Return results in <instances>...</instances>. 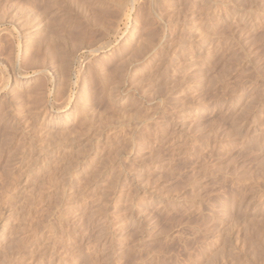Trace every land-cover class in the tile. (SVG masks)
I'll use <instances>...</instances> for the list:
<instances>
[{"label":"rangeland","instance_id":"374dc122","mask_svg":"<svg viewBox=\"0 0 264 264\" xmlns=\"http://www.w3.org/2000/svg\"><path fill=\"white\" fill-rule=\"evenodd\" d=\"M74 1L57 0L56 3V0H0V22L3 21V24L0 23V31L3 29L0 32V37L5 40L0 38V46L4 48L5 53L6 51L9 52L12 47L14 52H19V54L25 50V44L28 40L26 34L33 33L32 30L43 34L44 30L47 31L43 28H47L52 30L51 32L49 30L50 33L61 35L60 39L62 40L57 41L56 37L59 35L54 34L57 41L54 42V46H56L54 51L60 56L58 58L54 54L57 57L54 56L52 65H59L66 59L65 61H68L70 66L64 61L60 66L65 64L64 67H69V69L67 68L69 71L65 68V72H63V66L61 68L59 66L62 74H55L51 70L47 71L48 79L45 78V80L49 81L44 80L43 88L46 90L42 88L43 95L46 93L44 98L46 97L45 100H48L50 105L49 107L44 100L48 107L47 112L53 113L51 106H54V102L55 104L61 102L58 99L60 102L54 101V97L56 98V95L59 94L53 95L55 92L58 93V82H62L64 95L61 96L67 95V97L65 96L66 99L71 100L69 107L73 105L74 101L83 102L78 105L77 114L83 115L82 118L89 116V119L96 115L97 118H107V120L91 118L92 121L94 120L93 124H96V128H92L94 125L91 126L92 130L88 129L90 127L86 128L88 130L81 127V131H87L89 135L87 134L85 137L86 132H81L84 133V136L80 135L83 139L81 138L79 142L75 140L77 142L72 144L74 146L72 150H78L77 153L90 152V150L95 153V157L91 160L87 170L79 173L77 180L79 182L74 183V187L69 185L67 180L72 172L71 174H69L70 172L62 173L58 168L61 166L62 169L64 165L63 170L66 167L70 168L67 166L70 162L57 165L55 172L46 173L47 171L41 170L37 175L33 173L32 176L34 177H30L31 173L28 175L29 171L26 169H28L29 161H27V157L29 158V152L32 153L33 148L37 147L36 145H29L32 144V140L29 138L32 132L35 135L37 130L31 127L32 124L29 123V116L25 113L27 108L24 109L26 106L20 108L16 102V104L12 103L16 109L19 107L18 109L22 110L26 117L20 110L17 109L20 111L18 112L15 111V108L14 110L11 109L12 107L9 108L12 105L7 107V109L12 110L10 114L17 116L13 118V115H10V118L14 121L17 120V123L18 120L20 121V124L17 125L19 130L17 133L23 132L24 135L21 134V136L16 133L13 134L14 137H10L13 139L10 145L7 143L8 147H12V150L10 149L12 157L9 160L6 159L4 150L0 154V161H2V163L0 162V173L4 175L3 178V175L0 174V238L3 236L0 239V264H90L94 260L93 264H264V0H153L155 5L152 0H124L122 2L123 7L121 6L120 9L108 7L111 12L109 16L112 15V17L107 16V20L105 19L103 23L99 24L100 26L90 22L91 12L88 10V5L85 4V1L88 3L87 0L81 2V4H85L82 5L87 7V10L80 4V0ZM48 2L51 6L54 4L53 7L50 6V8ZM45 4L48 11L42 9V7L47 8ZM78 4L82 6V9ZM39 8L40 10H37ZM32 9L36 14L31 12ZM41 10L45 13L40 14ZM78 11L79 13H77ZM67 12H70V14L68 13L70 16L65 14ZM63 13L66 16H63ZM31 14L39 18H34ZM57 17L61 20L64 19L65 22L71 18V22L67 21L69 27L62 22L63 27L59 23L61 20L54 22V20L56 21L54 18ZM32 19H36V21L34 22ZM52 19L53 21L50 22ZM108 20L110 21L108 22ZM185 23H189L191 26H189V31L195 33L193 40L196 39L194 40L196 45L185 54L183 53L181 59L185 68L179 69L172 63L169 53L175 49L179 51L177 50L179 38ZM54 26L56 30L53 28ZM83 26L88 28L85 29ZM106 26H109V31H107ZM38 27L43 31L36 29ZM81 28L83 29L80 30ZM60 29L64 31L61 32ZM164 29L166 35L162 39V43L164 45L165 42V45L170 47L166 49V46H161L159 51L155 49L151 52L153 55L150 54L149 49L161 41L160 37L162 38L164 35L162 33ZM25 35L26 37H24ZM62 36L63 38H61ZM101 36L105 38L103 37L102 40ZM131 37H133L132 40ZM57 38L59 40V37ZM137 41L141 44L138 45ZM89 43L91 46L93 44L92 49L89 48ZM105 44L108 45L104 49H100L104 51L103 53H100V50L92 52V50L105 46ZM137 45L141 49L140 52H135L138 49ZM164 50L169 52L170 58L167 57ZM156 51L162 53L155 54ZM21 53L23 54L24 51ZM133 55L138 56H134L133 59ZM155 56L157 58L162 57L153 62V59H156ZM163 57L164 60H162ZM204 57L206 58L204 59ZM56 58L59 60L57 61ZM127 58L128 61H126ZM120 59L122 64H125L122 62L125 59L124 61L128 66L124 65V68L120 66ZM60 61L62 62L58 64ZM117 61L123 70H120ZM156 62H160L158 63L160 68L156 66L157 68L154 69L152 67L155 66ZM161 62L164 63L163 66ZM101 63L102 66H100ZM94 64H100V68L94 67ZM3 68L0 65V72L4 71H2L4 79L10 77L9 82L7 81L10 85L11 74L8 69L5 71ZM55 69L58 72V66ZM151 70L155 71L152 72ZM106 72L108 76H106ZM102 73H105V77ZM91 74L95 77L97 74V77L95 78ZM32 75L31 73L28 76ZM64 76L66 79H62ZM100 76L106 78L105 80L108 82L103 81L104 79ZM118 76L125 83L120 81L122 79L118 80L122 83L118 82ZM175 80L179 81V85ZM115 82L121 84L119 87H123L126 91L124 94L115 92V88L118 86ZM66 83H69L68 88ZM113 83L117 86L114 87ZM77 86L80 87V90ZM104 88H107L108 91ZM126 88L127 90H125ZM52 100L53 104L51 103ZM96 101L99 104H96ZM4 104L3 106L6 108L7 105ZM90 104L97 108L93 110ZM110 107L113 108V112ZM117 108H120L121 111L124 110L121 112L119 109L118 112ZM88 111L92 112L89 114ZM115 111L117 114H122L118 116ZM97 112L99 116L96 114ZM94 114L96 115L94 116ZM21 115H24L22 116L24 120L20 118ZM103 115L107 117L105 118ZM133 115L135 120H133L134 118L131 119ZM114 116L118 123L115 121L116 123L113 124L112 121L114 120H112L110 125V118L116 119ZM125 116L126 119H123L122 117ZM127 116H131V118L128 119ZM118 119H121V122ZM96 120H99L98 123ZM100 120L103 124V121H109L107 122L109 127L103 125L101 130L100 125L102 126V123ZM122 120H125V123ZM74 122L78 124V121ZM28 123L30 125H27ZM72 123L73 121L71 127L69 126L70 129L77 125ZM25 127L27 128L25 129ZM31 128H33L32 132ZM115 128L116 130H114ZM27 130L31 134L29 132L27 134ZM93 130L98 134L91 133ZM170 133L173 138L170 137ZM127 135L131 138L129 139ZM87 139L91 140V143L88 144ZM84 142H87L85 143L87 146L83 144ZM115 142H118L116 146ZM26 144L28 145L26 146ZM8 147L5 146L4 148ZM14 147L17 150L13 149ZM140 159L142 160L139 161ZM99 160L102 161L99 162ZM14 162L16 163L15 166L13 165ZM102 164L103 167H101ZM69 165L74 168L72 163ZM36 166L35 168L39 169ZM80 166L77 165L76 169ZM89 173L94 176L92 175V177ZM6 174H10V176L15 174L16 180L14 176L10 180L11 177L9 175L7 177ZM64 174L65 177H63ZM51 176L56 179L53 181L50 179ZM25 177L32 178L30 179L32 182L36 179V182H33L27 189H22L26 192H21L22 183L20 181ZM89 177H92V180H89ZM112 177L115 180L112 181ZM56 184L65 185V187L64 185L60 187V189H64V193L66 192L65 195H68L70 189L80 191V193L75 192L79 195L75 196V204L73 205L77 209L79 208L78 210L82 212L81 215L76 217L71 215L72 210H68L66 207L67 200L58 198V193L62 191L58 189ZM76 187L77 189H75ZM82 187L85 188L82 189ZM56 188L57 190H54ZM27 193L28 195H26ZM124 202L126 203L123 204ZM113 210L115 211L114 214L111 213ZM120 224L122 225L120 226ZM99 230H103L104 233H102L103 231L100 233ZM7 246L9 248H6ZM1 257L5 258L1 259ZM207 257L212 258L207 259Z\"/></svg>","mask_w":264,"mask_h":264},{"label":"bare ground","instance_id":"6f19581e","mask_svg":"<svg viewBox=\"0 0 264 264\" xmlns=\"http://www.w3.org/2000/svg\"><path fill=\"white\" fill-rule=\"evenodd\" d=\"M8 1V0H7ZM39 1V0H38ZM51 1V0H50ZM59 1V0H58ZM64 1V0H63ZM67 1V0H66ZM74 0H72V2H73ZM79 1V0H78ZM83 1H85V0H83ZM88 1V3H86V1H85V4H86V6L88 5V10H89V12H91V18H90V22L91 23H95V25H97V26H100L99 24H101V23H103L104 22V20L107 18V16H109V14H111V12L109 11V9H108V7H116V9L117 8H119L120 9V7L122 6V2H124V0L122 1V0H87ZM158 1V0H157ZM162 1V0H161ZM44 2H46V1H44ZM53 2V1H52ZM51 2V3H52ZM75 2V1H74ZM81 2H82V0H80V4H81ZM152 2L154 3V5H155V2L152 0ZM39 3V2H38ZM56 3H57V0H56ZM59 3V2H58ZM68 3V2H67ZM70 3V2H69ZM77 3V2H76ZM149 3V2H148ZM152 3V4H153ZM159 3V2H158ZM163 3V2H162ZM166 3H167V1H166ZM30 4V3H29ZM47 4V3H46ZM46 4H45V6H46ZM48 4H49V7L51 6L50 5V3L48 2ZM47 4V5H48ZM70 4H72V3H70ZM75 4V3H74ZM80 4H78L80 7H81V9H82V4H84V3H82L81 5ZM84 4V5H85ZM33 5H35V4H33ZM42 5H44V4H42ZM54 5V4H53ZM53 5L51 6V7H53ZM77 5V4H76ZM163 5V4H162ZM58 6V5H57ZM73 6V5H72ZM78 6V7H79ZM153 6V5H152ZM36 7H37V5H36ZM42 7V6H41ZM47 7V6H46ZM45 7V8H46ZM50 7V8H51ZM55 7V6H54ZM76 7V6H75ZM80 7H79V9H80ZM84 7V6H83ZM123 7V6H122ZM163 7V6H162ZM49 8V9H50ZM68 8V7H67ZM71 8V7H70ZM69 8V9H70ZM84 8H86V10H87V7H84ZM165 8V7H164ZM183 8V7H182ZM186 8V7H185ZM42 9L43 10H45V11H48L47 9H48V7L46 8V9H44L43 7H42ZM64 9H66V8H64ZM63 9V10H64ZM69 9H68V11H69ZM78 9V8H77ZM37 10H40V8L39 9H37ZM73 10V9H72ZM85 10V11H86ZM113 10V9H112ZM111 10V11H112ZM183 10V9H182ZM51 11V10H50ZM56 11V10H55ZM54 11V12H55ZM67 11V10H66ZM80 11V10H79ZM79 11L77 12V13H79ZM82 11V10H81ZM114 11V10H113ZM123 11V10H122ZM149 11V10H148ZM32 13H35V12H33V9H32V11H31ZM30 12V13H31ZM84 12V11H83ZM82 12V13H83ZM86 12H88V11H86ZM88 12V13H89ZM115 12V11H114ZM120 12V11H119ZM155 12H157V11H155ZM163 12V11H162ZM184 12H186V10H184ZM29 13V12H28ZM41 13H45V12H42V10H41V12H40V14ZM70 14V12H67V13H65V14H67V15H69ZM118 13V12H117ZM165 13V12H164ZM250 13V12H249ZM36 14V13H35ZM61 14V13H60ZM72 14V13H71ZM81 14V13H80ZM84 14V13H83ZM119 14V13H118ZM162 14V13H161ZM9 15V14H8ZM11 15V14H10ZM12 15H13V13H12ZM34 15V14H33ZM32 14H31V16H33ZM63 16H66V15H64V13L62 14ZM115 15H116V13H115ZM157 15H159V14H157ZM171 15V14H170ZM14 16V15H13ZM38 16L40 17V15H39V13H38ZM49 16V15H48ZM70 16V15H69ZM111 17H112V15H110ZM109 16V17H110ZM114 16V15H113ZM154 16V15H153ZM189 16V15H188ZM8 17V16H7ZM11 18H12V16H10ZM34 18L36 17V16H33ZM32 17V18H33ZM39 17H36V18H39ZM68 17V16H67ZM66 17V18H67ZM84 17V16H83ZM116 17H117V15H116ZM249 17V16H248ZM48 18V17H47ZM63 18H65V17H63ZM87 18V17H86ZM119 18V17H118ZM118 18H116V19H118ZM128 18V17H127ZM160 18V17H159ZM167 18V17H166ZM168 18H170V17H168ZM173 18V17H172ZM188 18V17H187ZM54 19H56V21L54 20V22H58L59 20H61V19H58V17L57 18H54ZM71 19V18H70ZM69 19V21L68 22H71V20ZM73 19V18H72ZM120 19V18H119ZM161 19V18H160ZM185 19V18H184ZM9 20V19H8ZM7 20V21H8ZM10 20H12V19H10ZM34 20V22L36 21V19H32V21ZM43 20V19H42ZM47 20V19H46ZM66 20V19H65ZM80 20V19H79ZM107 20V19H106ZM112 20V19H111ZM114 20V19H113ZM169 20H171V19H169ZM168 20V21H169ZM175 20V19H174ZM186 20V19H185ZM18 21V20H17ZM17 21H16V23H17ZM53 21V19L50 21V22H52ZM67 21L65 22L64 21V19H62L61 20V22L59 21V23H61L62 24V22H64V23H66L65 25L66 26H68L67 25ZM73 21V20H72ZM81 21H82V19H81ZM110 20H108V22H109ZM118 21V20H117ZM183 21V20H182ZM2 22V24H3V21H1ZM0 22V23H1ZM5 22V21H4ZM34 22H32V23H34ZM38 22V21H37ZM49 22V21H48ZM47 22V23H48ZM50 22H49V24H50ZM53 22V23H54ZM86 22V21H85ZM84 22V23H85ZM89 22V23H90ZM165 22H166V19H165ZM171 22V21H170ZM15 23V24H16ZM26 23V22H25ZM28 23V22H27ZM30 23H31V21H30ZM42 23V22H41ZM40 23V24H41ZM44 23L46 24V22L44 21ZM52 23V24H53ZM82 23V22H81ZM87 24H88V22H86ZM158 23H159V21H158ZM157 23V24H158ZM172 24H173V22H171ZM171 23H169V24H171ZM20 24V23H19ZM18 24V25H19ZM39 24V25H40ZM45 24H43V25H45ZM48 24V25H49ZM55 25H58V24H56V23H54ZM53 24V25H54ZM60 24V25H61ZM79 24V23H78ZM107 24V23H106ZM105 24V25H106ZM115 24V23H114ZM35 25V24H34ZM38 25V24H37ZM36 25V26H37ZM38 25V26H39ZM51 25V24H50ZM52 25V26H53ZM63 25V24H62ZM81 25V24H80ZM90 25V24H89ZM93 25V24H92ZM161 25H162V22H161ZM164 25V24H163ZM193 25V24H192ZM14 26V25H13ZM22 26V25H21ZM28 26V25H27ZM30 26H31V24H30ZM41 26V25H40ZM72 26V25H71ZM88 26V25H87ZM110 26V25H109ZM109 26H106V28H108ZM116 26V25H115ZM159 26V25H158ZM165 26V25H164ZM190 25H189V23H185L184 24V26H183V28H182V35H181V39L179 38V40H180V42H179V47H178V49L177 50H179V51H176V49L175 50H170L171 52L169 53V52H166V51H168V50H166L167 48H169L170 46H166L165 45V42H164V45H163V43H162V39L164 38V36L166 35V34H164V31H165V29L163 30V36H162V38L160 37V42L158 43V44H154L155 46H152L151 47V49H149V53L150 54H152L151 52L152 51H155V49H159V47H164V46H166L165 48V53H167V57H169L168 56V53H169V55H170V59L173 61L172 63L174 64V66L175 67H177V68H182L183 67V69L185 68L183 65H184V63L182 62V56H183V53L185 54L186 52H188L189 51V49H192L193 47H194V45H196V44H194V40H196V39H194L193 40V37H195V33L194 32H191V30L189 31V28L191 27H189ZM19 27V26H18ZM23 27H24V25H23ZM22 27V28H23ZM29 27V26H28ZM45 27V26H44ZM48 27V26H47ZM58 27H61V26H58ZM63 27H64V25H63ZM69 27V26H68ZM80 27H82V26H80ZM84 27V26H83ZM91 27V26H90ZM93 27H94V25H93ZM172 27V26H171ZM17 28V27H16ZM21 28V27H20ZM31 28V27H30ZM29 28V29H30ZM43 28V27H42ZM51 28V27H50ZM53 28H55V26L53 27ZM85 28V27H84ZM86 28H88V27H86ZM85 28V29H86ZM96 28V27H95ZM109 28H111V26L109 27ZM107 29V31H109L110 29ZM112 28H113V26H112ZM34 29H35V27H34ZM36 29H40V31L42 30L41 28H36ZM43 29H46L47 31H43L42 33L43 34H40V33H38V32H34V30H32L33 31V33H28V34H26L27 35V37H26V35L24 36V37H26L28 40H27V43L25 44V50H22V51H24V53L22 54L21 52H20V54H19V52H17V53H15L14 52V50L11 48V50L9 51V52H7L6 50V53L4 52V48H2V46H0L1 48H2V50L0 51L1 52V54H0V65L2 66V67H4L3 69L5 70V69H8L9 70V72H10V74H11V83H10V85H8V82H9V80H10V77L8 78V77H6L5 79H4V77L2 76L3 74H2V71L0 72V136H1V143H0V154H2L3 153V150L6 152H4L5 153V155H6V159L7 160H9L11 157H12V153H11V148L12 147H8V144L10 145L11 143V140L13 139V138H11L10 139V137H14L13 136V134H16L17 133V125H18V123L20 122L19 120H18V123L16 122V121H14V120H12V118H10V115H13V114H10V112L12 111V110H10L9 108H11V109H13L14 110V108L16 107V106H14V104H16L17 103V105L21 108V107H25L24 109H26V111H25V113H27V115L29 116V123H31L32 125H31V127H33L34 129H36L37 130V132L35 131V135H33V128H31L30 130H31V132H32V134H31V132H29L28 130H27V134H31L29 137V139H31L32 140V144L30 143L29 145L31 146V145H36L37 147L35 148V150H34V148H33V151H31L32 150V148H31V150H29V151H31L32 153H30L29 152V154H28V156H29V158L27 157V161H29V163L27 164L28 165V169H26V170H28L29 171V174L28 175H30V173H31V175H30V177H34V176H32V174L34 173V174H36L37 175V173L39 172V171H41V170H43V171H47L46 173H48V172H53L54 170H56L57 168H55L57 165H60V164H65V163H67V162H70V163H72V165H74V168H72L71 167V165H69V164H67V166L69 167L70 166V168H67L66 167V169H64L63 170V167H65V165L62 167V169H61V166L60 167H58V168H60V170L62 171V173L63 172H70L69 174H71V172H72V175H70L69 176V179H67L68 181H69V185L71 184V186L74 184V183H78L79 181H77L78 179H79V173H81V172H83V170H87V168L90 166L89 164L91 163V160L92 159H94V157H95V153H94V151L92 152L90 149L91 148H93V147H91L89 150H90V152H84L83 151V153H77V151L76 150H72L73 149V147L74 146H72V144L73 143H75V142H77V141H75V140H78V142L79 141H81V138L82 137H80V135H83L85 132H86V134H85V137L87 136V131H85L84 132V130L83 131H81L82 130V128L84 127V129H86L87 127H90V128H88L89 130L91 129V126H93L94 124V120L92 121V119H95V117L97 118V115L96 114H98V116H99V111L96 113V114H94V118H82L81 116H83V115H81L80 116V114L78 113H76V109L78 108V105L79 104H81V103H83V102H79V101H74V103H73V105L71 106V107H69V104H70V102H71V100L69 99L68 100V98L66 99V97H67V95H65V96H61V95H64V86H63V84H62V82H58L59 84H57V82H56V84L57 85H59L58 86V93L57 92H55V94L53 95V96H55L56 94H59V95H56V98L54 97V101H56V103L57 102H60V101H58V100H61V102L60 103H57V104H55V102H54V104H53V100H52V104L54 105L53 107L51 106V108H52V112L53 113H48L47 112V110H48V107H47V105H45L46 104V102H47V104H48V100L46 101L45 100V98H44V96L46 95V93H45V91H44V93H45V95H43V93H42V88H43V85H44V80H45V78H47L48 76H47V71L48 70H51L53 73H63V72H65V68L66 67H64V66H66L65 64L64 65H62L64 68V71L62 72L61 70H60V68L62 67V66H60L61 64H63V62L66 60H62V61H60V62H58V64L59 63H61V64H59V65H52V63H53V61H54V54H56V52L54 51V48L56 47V46H54V42H57V41H60V40H62V39H60V36L61 35H59V34H55V33H50L52 30H50V29H47V28H43ZM63 29V28H62ZM71 29V28H70ZM73 29H74V27H73ZM79 29V28H78ZM83 28H81L80 30H82ZM99 29V28H98ZM103 29H105V28H103ZM114 29V28H113ZM118 29V28H117ZM161 29V28H160ZM172 29V28H171ZM3 30V29H2ZM1 30V31H2ZM49 30H50V32H49ZM55 30H56V28H55ZM76 30V29H75ZM112 30V29H111ZM170 30V29H169ZM0 31V32H1ZM11 31V30H10ZM20 31V30H19ZM53 31H54V29H53ZM60 31H61V29H60ZM64 31V30H63ZM63 31H61V32H63ZM67 31V30H66ZM87 31V30H86ZM113 31V30H112ZM112 31H110V32H112ZM143 31V30H142ZM193 31V30H192ZM197 31V30H196ZM7 32V31H6ZM23 32V31H22ZM28 32V31H27ZM56 32V31H55ZM61 32H60V34H61ZM69 32V31H68ZM77 32V31H76ZM118 32V31H117ZM159 32V31H158ZM8 33H10V32H8ZM7 33V34H8ZM65 33V32H64ZM78 33V32H77ZM76 33V34H77ZM85 33V32H84ZM94 33V32H93ZM92 33V34H93ZM96 33V32H95ZM94 33V34H95ZM107 33H109V32H107ZM106 33V35L108 36V34ZM114 33H116V32H114ZM18 34V33H17ZM25 34V33H24ZM57 36V35H59V36H57V37H59V40H58V38L56 37V40H55V35ZM67 34V33H66ZM90 34H91V32H90ZM99 34H100V32H99ZM110 34V33H109ZM142 34H144V33H142ZM141 34V35H142ZM198 34H200V33H198ZM8 35H10V34H8ZM64 36H65V34H63ZM74 35V34H73ZM82 35V34H81ZM105 35V34H104ZM105 35V36H106ZM149 35V34H148ZM2 36H4V35H2ZM21 36H23V35H21ZM70 36V35H69ZM72 36V35H71ZM79 36V35H78ZM91 36V35H90ZM198 36V35H197ZM201 36V35H200ZM20 37V36H19ZM39 37V38H38ZM66 37V36H65ZM80 37V36H79ZM104 37V36H103ZM102 36L100 37V38H102V40L105 38H103ZM145 37H146V35H145ZM1 38V37H0ZM6 38V37H5ZM37 38V39H36ZM61 38H63V36L61 37ZM74 38V37H73ZM84 38V37H83ZM132 38L133 37H131V40H132ZM151 38V37H150ZM149 38V39H150ZM156 38H158V37H156ZM155 38V39H156ZM197 38V37H196ZM201 38V37H200ZM2 39V38H1ZM8 39H9V37H8ZM72 39V38H71ZM78 39V38H77ZM81 39H82V37H81ZM80 39V40H81ZM128 39V38H127ZM130 39V38H129ZM138 39V38H137ZM144 39V38H143ZM166 39V38H165ZM3 41H5L4 40V38L2 39ZM26 40V39H25ZM24 40V41H25ZM96 40H98V38H96ZM130 40V41H131ZM147 40V39H146ZM3 41H1L2 43H3ZM20 41V40H19ZM84 42L86 41V40H83ZM125 41V40H124ZM141 41V40H140ZM149 41V40H148ZM157 41H159V40H157ZM165 41V40H164ZM76 42V41H75ZM9 43H10V41H9ZM64 43V42H63ZM109 43V42H108ZM141 43H143L142 41H141ZM140 42L138 43V41H137V44L139 45V44H141ZM146 43V42H145ZM150 43V42H149ZM12 44V43H11ZM23 44V43H22ZM21 44V45H22ZM76 44H77V42H76ZM82 44V43H81ZM90 44V43H89ZM128 44H129V42H128ZM61 45V47H62V44H60ZM64 45V44H63ZM87 45H88V43H87ZM106 45H108V44H105V46H102V47H99L98 49H95V50H92V52H98V50H100V49H104V47H106ZM110 45V44H109ZM122 45V44H121ZM124 45H125V43H124ZM124 45H123V49H124ZM137 45V46H138ZM151 45V44H150ZM153 45V44H152ZM176 45L178 46V44L176 43ZM8 46V45H7ZM11 46H14V45H11ZM92 46H93V44H92ZM92 46H91V44H90V47L89 48H91L92 49ZM134 46V45H133ZM69 47V46H68ZM72 47V46H71ZM80 47V46H79ZM94 47V46H93ZM176 47V46H175ZM0 48V49H1ZM58 48V47H57ZM56 48V49H57ZM65 48V47H64ZM64 48H62V50H64ZM70 48V47H69ZM88 48V49H89ZM135 48V47H134ZM137 48V47H136ZM140 47L138 46V49L137 50H135V52H140V50L141 49H139ZM143 48V47H142ZM145 48V47H144ZM6 49V48H5ZM24 49V48H23ZM59 49V48H58ZM73 49V48H72ZM108 49V48H107ZM78 50V49H77ZM115 50H117V49H115ZM146 50H148V49H146ZM19 51V50H18ZM32 52V54H31V52ZM56 51H58V50H56ZM90 51V50H89ZM89 51L88 52H86L87 54L89 53ZM159 51V50H158ZM162 51V50H161ZM157 52L156 51V53L155 54H157V53H162V52ZM59 52V51H58ZM60 52H63V51H60ZM104 51H102V50H100V53H103ZM112 52H113V50H112ZM119 52V51H118ZM71 53V52H70ZM76 53V52H75ZM149 53H146V54H149ZM154 53V52H153ZM164 53V54H165ZM64 54V53H63ZM67 54V53H66ZM92 54V53H91ZM149 54V55H150ZM57 56H58V58H59V56H60V54L58 55V53L56 54ZM65 55V54H64ZM74 55V54H73ZM132 55V54H131ZM153 55V54H152ZM160 55H162V54H160ZM2 56V57H1ZM57 56H55V57H57ZM61 56L63 57V55H62V53H61ZM137 57L138 55H133L132 56V58L133 57ZM143 56V55H142ZM146 56H148V55H146ZM62 57H60V58H62ZM131 57V56H130ZM143 57H145V55L143 56ZM142 57V58H143ZM151 57V56H150ZM156 57V56H155ZM160 57V56H159ZM158 57V58H159ZM162 57V56H161ZM160 57V58H161ZM164 57H166V56H164ZM162 58V60H164L165 58ZM202 57V56H201ZM200 57V58H201ZM65 58H66V56H65ZM72 58V57H71ZM129 58V57H128ZM128 58H127V60L126 61H128ZM140 58V57H139ZM157 57H156V59H153L154 61L153 62H155L157 59H158ZM203 58V57H202ZM201 58V59H202ZM206 57H204V59H205ZM63 59V58H62ZM67 59H68V56H67ZM88 59V58H87ZM126 59V58H125ZM124 59V60H125ZM134 59V58H133ZM137 59V58H136ZM146 59V58H145ZM148 59V58H147ZM150 59V58H149ZM169 59V60H170ZM199 59V58H198ZM197 59V60H198ZM56 60H57V58H56ZM59 60V59H58ZM57 60V61H58ZM69 60V59H68ZM122 61L123 63H125V64H122L121 63V59H120V64H118V62L119 61H117V64H118V67L120 68V66H124V65H126V66H128L127 65V63L125 62V61ZM139 60H141V59H139ZM144 60V59H143ZM159 60V59H158ZM196 60V59H195ZM57 61H56V63H57ZM70 61V60H69ZM132 61V60H131ZM198 61H201V60H198ZM197 61V62H198ZM66 62V61H65ZM68 62V61H67ZM66 62V64L67 65H69L70 66V64L69 63H67ZM87 62V61H86ZM133 62V61H132ZM135 62V61H134ZM148 62V61H147ZM166 62V61H165ZM168 62V61H167ZM166 62V63H167ZM55 62H54V64H56ZM85 63V62H84ZM98 63V62H97ZM96 63V64H97ZM129 63V62H128ZM131 63V62H130ZM141 63V62H140ZM158 63H160V62H156L155 63V66L154 67H152V68H154V69H156L157 67L158 68H160L159 66H158ZM162 63V62H161ZM83 64V63H82ZM171 64V63H170ZM100 65V64H99ZM99 65H95L94 64V67L95 66H98L99 67ZM103 64L101 63V65L100 66H102ZM120 65V66H119ZM164 65V63H162V66ZM51 66H55V67H51ZM56 66H58V72L56 71ZM59 66H60V68H59ZM153 66V65H152ZM157 66V67H156ZM172 66V65H171ZM104 67V66H103ZM114 67H116L115 65H114ZM113 66H112V68H114ZM125 67V66H124ZM123 67V68H124ZM174 67V68H175ZM68 69H69V67H67ZM66 68V69H67ZM79 68H81V67H79ZM100 68V67H99ZM123 68H120V70H123ZM187 68V67H186ZM67 69V70H68ZM150 69V68H149ZM148 69V70H149ZM176 69V68H175ZM116 70L118 71V69H117V67H116ZM160 70V69H159ZM169 70V69H168ZM177 70V69H176ZM185 70H187V69H185ZM185 70H183L184 72H185ZM6 71V70H5ZM61 71V72H60ZM69 71V70H68ZM71 71V70H70ZM90 71V70H89ZM106 71V70H105ZM152 72H154L155 70H151ZM157 71V70H156ZM4 72V71H3ZM8 72V71H7ZM33 74L32 76H28L29 74H31V73ZM67 72V71H66ZM73 72V71H72ZM72 72H71V74H72ZM83 72V71H82ZM132 72V71H131ZM159 72V71H158ZM165 72V71H164ZM163 72V73H164ZM6 73V72H5ZM51 73V72H50ZM90 73V72H89ZM107 73V72H106ZM186 73V72H185ZM185 73H182L183 75L185 74ZM9 74V75H10ZM52 74V73H51ZM93 74V73H92ZM91 74V75H92ZM95 74V73H94ZM102 74H104V77H105V73H102ZM122 74V73H121ZM120 74V75H121ZM165 74V73H164ZM180 74V73H179ZM49 75V74H48ZM109 75H111V74H109ZM113 75H115V74H113ZM123 75V74H122ZM166 75V74H165ZM6 76H7V73H6ZM50 76V75H49ZM56 76V75H55ZM89 76V75H88ZM93 76V75H92ZM99 76V75H98ZM106 76H108V73H107V75ZM112 76V75H111ZM110 76V77H111ZM125 76V75H124ZM51 77H53V76H51ZM58 77V76H57ZM93 77H95V76H93ZM96 77H97V74H96ZM95 77V78H96ZM100 77H102V76H100ZM100 77H98V78H100ZM104 77H102L103 79H104ZM117 77V76H116ZM120 76H118V79H117V81L119 80V79H122L121 77L119 78ZM123 77V76H122ZM160 77V76H159ZM175 77V76H174ZM183 77V76H182ZM90 78V77H89ZM145 78V77H144ZM167 78V77H166ZM165 78V79H166ZM176 78H178V77H176ZM185 78H186V76H185ZM48 79V78H47ZM47 79L45 80L46 82H48L47 81ZM62 79H66L65 78V76H64V78H62ZM106 79V78H105ZM103 80V81H106V80ZM126 79V78H125ZM142 79H143V77H142ZM51 80H52V78H51ZM83 80V79H82ZM98 80V79H97ZM159 80V79H158ZM169 80V79H168ZM177 80V79H176ZM175 80V81H176ZM183 81H184V79H182ZM187 80V79H186ZM8 81V82H7ZM62 81V80H61ZM67 81H70V80H67ZM66 81V82H67ZM120 81H122V82H124V80L122 79V80H120ZM120 81H118V82H120ZM127 81V80H126ZM54 82V81H53ZM71 82V81H70ZM108 81H106V83H107ZM109 82H110V80H109ZM122 82H120V83H122ZM177 82V81H176ZM179 82V81H178ZM177 82V83H178ZM55 83V82H54ZM63 83H65V80H63ZM82 83V82H81ZM80 83V84H81ZM85 83V82H84ZM83 83V85H85ZM105 83V82H104ZM105 83V84H106ZM116 84H118L117 82H115ZM119 83V84H120ZM125 83V82H124ZM124 83H123V85H124ZM157 83V82H156ZM168 83V82H167ZM176 83V84H177ZM184 83V82H183ZM186 83V82H185ZM69 84V83H68ZM67 83H66V85H67V88H68V85ZM71 84H73L72 82H71ZM99 84H100V82H99ZM114 84V83H113ZM119 84H118V86L117 85H115L114 87H116L115 88V92H117L118 91V93L119 94H124V92H126V91H124V89H123V87H119ZM136 84V83H135ZM134 84V85H135ZM159 84V83H158ZM173 84V83H172ZM182 84V83H181ZM66 85H65V87H66ZM101 86H102V84H100ZM109 85V84H108ZM112 85V84H111ZM121 85V84H120ZM122 85V86H123ZM160 85V84H159ZM178 85H179V83H178ZM89 86H91V85H89ZM95 86H96V84H95ZM94 86V87H95ZM107 86V85H106ZM105 86V87H106ZM136 87H137V85H135ZM170 86V85H169ZM176 86V85H175ZM77 87H79V86H77ZM84 87V86H83ZM93 87V88H94ZM102 87H104V85L102 86ZM125 87V86H124ZM159 87V86H158ZM162 87V86H161ZM172 87H174L173 85H172ZM81 88H82V86H81ZM109 88V87H108ZM44 89V88H43ZM103 89V88H102ZM105 89H107V88H104V90ZM111 89H112V86H111ZM110 89V90H111ZM161 89V88H160ZM163 89H164V87H163ZM162 89V90H163ZM173 89V88H172ZM189 89V88H188ZM44 90H46V89H44ZM55 90H56V88H55ZM54 90V91H55ZM78 90H80V87H79V89ZM95 90V89H94ZM93 90V91H94ZM103 90V91H104ZM109 90V91H110ZM125 90H127V88L125 89ZM170 90V89H169ZM87 91V90H86ZM106 91H108V89L106 90ZM151 91V90H150ZM164 91H167V90H164ZM171 91V90H170ZM90 92H91V90H90ZM87 93H88V91H87ZM108 93H110V92H108ZM152 93V92H151ZM150 93V94H151ZM166 93V92H165ZM87 95V94H86ZM89 95V94H88ZM114 95V94H113ZM59 96V98H57ZM114 96H116V95H114ZM149 96V95H148ZM151 96V95H150ZM156 96V95H155ZM62 97V98H61ZM72 97V96H71ZM76 97V96H75ZM79 98V97H78ZM91 98V97H90ZM95 98V97H94ZM53 99V98H52ZM58 99V100H57ZM97 99V98H96ZM117 99H119V98H117ZM46 102H45V101ZM98 100V99H97ZM112 100V99H111ZM121 100H123V97H121ZM14 101V102H13ZM82 101V100H81ZM84 101V100H83ZM110 101V100H109ZM112 101H114V100H112ZM16 102V103H15ZM50 102V101H49ZM97 102V101H96ZM108 102V101H107ZM4 103H6V108H5V106H3V104ZM12 103H14V104H12ZM85 103V102H84ZM51 104V105H52ZM95 104V103H94ZM96 104H99L98 102L96 103ZM108 104V103H107ZM113 104H114V102H113ZM248 104V103H247ZM250 104H251V102H250ZM5 105V104H4ZM10 105H12V106H10ZM29 105V106H28ZM49 105V104H48ZM84 105V104H83ZM82 105V106H83ZM90 105H92L91 106V108L93 107V104H90ZM105 105V104H104ZM10 106V107H9ZM17 106V107H18ZM81 106V107H82ZM87 106V105H86ZM103 106V105H102ZM128 106V105H127ZM139 106V105H138ZM246 106H248V105H246ZM7 107H9L8 109H7ZM18 107V108H19ZM49 107H50V105H49ZM80 107V106H79ZM111 107H113L112 105H111ZM111 107H110V109H111ZM7 110H5V109ZM17 108V109H18ZM72 108V109H71ZM94 108L96 109L97 107H93V110H94ZM106 108V107H105ZM116 108V107H115ZM114 108V109H115ZM16 108H15V111L17 110ZM79 109V108H78ZM77 109V110H78ZM107 109H109L108 107H107ZM118 109V108H117ZM120 109V108H119ZM119 109H118V112H119ZM145 109V108H144ZM18 110H20V109H18ZM17 110V111H18ZM92 110V111H93ZM112 110V112H113V108L111 109ZM124 110V109H123ZM123 110L121 111V109H120V111L121 112H123ZM247 110V109H246ZM9 111V112H8ZM21 112H22V110H20ZM20 111H18V112H20ZM87 111V110H86ZM92 111H88L89 112V114L92 112ZM95 111H97V110H95ZM83 113H84V111H82ZM101 112V111H100ZM104 112V111H103ZM110 112V111H109ZM116 112V111H115ZM120 112V113H121ZM139 112V111H138ZM141 112V111H140ZM144 112V111H143ZM12 113V112H11ZM15 113V112H14ZM82 113V114H83ZM86 113V112H85ZM95 113V112H94ZM106 113V112H105ZM104 113V114H105ZM108 113V112H107ZM130 113V112H129ZM135 112H133V114H134ZM17 114V113H16ZM15 114V115H16ZM22 114H24V112H22ZM101 114V116H102V113H100ZM116 114H117V112H116ZM122 114V113H121ZM121 114H117L118 116H120ZM141 114V113H140ZM139 114V115H140ZM147 114V113H146ZM246 114V113H245ZM18 115H20V114H18ZM25 115V117H26V114H24ZM24 115H21V119H23L22 118V116H24ZM113 115V114H112ZM112 115H110L111 117H113ZM114 115H115V113H114ZM116 115V116H117ZM124 115V114H123ZM122 115V116H123ZM128 115H130V114H128ZM135 115H137L136 113H135ZM142 115V114H141ZM27 116V117H28ZM85 116H86V114H85ZM104 116V115H103ZM109 116V115H108ZM109 116V117H110ZM131 116H132V114H131ZM131 116H127L128 117V119H130L131 118ZM144 116H145V114H144ZM12 117V116H11ZM15 117H17V116H14L13 115V118H15ZM19 117V116H18ZM82 119H81V118ZM84 117V116H83ZM105 117V116H104ZM107 117V116H106ZM105 117V118H106ZM109 117H108V120H109ZM115 117V116H114ZM136 117V116H135ZM141 117V116H140ZM20 118H18V119H20ZM116 118V117H115ZM119 118V117H118ZM123 119H126V116L125 117H122ZM134 118V115H133V117L131 118V119H133ZM137 118V117H136ZM141 118H143V117H141ZM27 119V118H26ZM27 119V120H28ZM97 119H101V118H97ZM140 119V118H139ZM139 119H137V120H139ZM24 120V119H23ZM73 121V125H76L77 123H75L74 121H78V124L76 125V127H74L73 125V127L74 128H69V126L71 125V122ZM101 120H107V118L106 119H101ZM100 120V121H101ZM112 120H114V121H112ZM119 120V119H118ZM121 120V119H120ZM119 120V121H120ZM133 120H135V118L133 119ZM145 120V119H144ZM97 122L96 123H98V121L99 120H96ZM111 121L113 122V124H114V122L116 121L117 122V118L116 119H112V118H110V125H111ZM123 121V120H122ZM125 121V120H124ZM123 121V122H124ZM127 121V120H126ZM23 122V121H22ZM104 122V124L102 123V121H101V123H102V126L100 125V128L101 127H106L107 125H108V123L107 122H109V121H103ZM107 124H106V123ZM115 122V123H116ZM121 122V121H120ZM148 122V121H147ZM26 123V122H25ZM27 124V125H30V124ZM100 123V124H101ZM118 123V122H117ZM125 123V122H124ZM134 123V122H133ZM139 123V125H140V122H138ZM137 123V124H138ZM20 124V123H19ZM120 124V123H119ZM118 124V125H119ZM145 124H146V122H145ZM26 125V124H25ZM96 125V124H95ZM95 125L92 127V128H94L95 127ZM98 125V124H97ZM104 125V126H103ZM121 125V124H120ZM124 125V124H123ZM144 125V124H143ZM23 126H24V123H23ZM142 126V125H141ZM27 127H29V126H27ZM27 127H25V129L27 128ZM71 127V126H70ZM82 127V128H81ZM109 127V125L107 126V128ZM116 127V126H115ZM130 127V126H129ZM164 127V126H163ZM166 127V126H165ZM80 128V129H79ZM96 128V127H95ZM94 128V129H95ZM106 128V129H107ZM116 128H118V127H116ZM116 128L114 129V130H116ZM126 128V127H125ZM134 128H136V127H134ZM22 129V128H21ZM24 129V128H23ZM76 129H78V130H76ZM88 129H86V130H88ZM104 129V128H103ZM112 129V128H111ZM92 130V129H91ZM100 130V129H99ZM101 130H102V128H101ZM118 130H120V129H118ZM127 130H129V129H127ZM139 130V129H138ZM159 130V129H158ZM19 131V130H18ZM26 131V130H25ZM24 131V132H25ZM97 131V130H96ZM121 131H122V129H121ZM126 131V130H125ZM124 131V132H125ZM132 131V130H131ZM175 131V130H174ZM11 132V133H10ZM29 132V133H28ZM81 132H84L83 134L81 133ZM89 132V131H88ZM99 132V131H98ZM111 132V131H110ZM120 132V131H119ZM135 132V131H134ZM143 132V131H142ZM165 132V131H164ZM91 133H95V130H93V132L91 131ZM90 133V134H91ZM97 133V132H96ZM95 133V134H96ZM101 133V132H100ZM105 133V132H104ZM108 133V132H107ZM106 133V135H108ZM122 133V132H121ZM126 133V132H125ZM128 133V132H127ZM130 133V132H129ZM132 133V132H131ZM10 134V135H9ZM17 134H23V132L22 133H17ZM98 134V133H97ZM96 134V135H97ZM103 134V133H102ZM101 134V135H102ZM153 134H154V132H153ZM162 134V133H161ZM165 134V133H164ZM166 134L168 135V133H167V131H166ZM8 135H9V137H8ZM19 135V136H20ZM24 135V134H23ZM89 135V134H88ZM130 135V134H129ZM129 135H127V137L129 136ZM163 135V134H162ZM22 136V135H21ZM20 136V137H21ZM84 136V135H83ZM95 136V135H94ZM112 136H114V135H112ZM19 137V138H20ZM24 137H26V136H24ZM90 137V136H89ZM88 137V138H89ZM100 137H102V136H100ZM104 137H105V135H104ZM165 137V136H164ZM170 137H172L171 136V133H170ZM169 137V138H170ZM22 138V137H21ZM28 138V137H27ZM78 138H80V139H78ZM90 138H94V137H90ZM106 138H107V136H106ZM110 138V137H109ZM114 138V137H113ZM118 139H119V136L117 137ZM121 138V137H120ZM124 138V137H123ZM122 138V139H123ZM129 138V137H128ZM127 138V139H128ZM131 138V137H130ZM129 138V139H130ZM143 138V137H142ZM173 138V137H172ZM83 139V138H82ZM96 139H97V137H96ZM108 139V138H107ZM132 139H133V137H132ZM165 139H167V138H165ZM26 140V139H25ZM112 140V139H111ZM117 140V139H116ZM134 140V139H133ZM7 141V142H6ZM28 141H30V140H28ZM49 141H51V142H49ZM86 141H88V144H89V142L91 143V140H86ZM106 141V140H105ZM109 141V140H108ZM121 141V140H120ZM129 141V140H128ZM21 142V141H20ZM92 142H94V141H92ZM97 142H99L98 140H97ZM110 142V141H109ZM112 142V141H111ZM113 142H114V140H113ZM122 142H124V141H122ZM127 142V141H126ZM125 142V143H126ZM129 142H131V140L129 141ZM8 143V144H7ZM27 143V142H26ZM29 143V142H28ZM85 143H87V142H84L83 144H85ZM116 143V142H115ZM118 143V142H117ZM117 143L115 144V146L117 145ZM124 143V144H125ZM17 144V143H16ZM18 144H20V143H18ZM21 144H23L22 142H21ZM82 144V143H81ZM94 144V143H93ZM110 144V143H109ZM108 144V145H109ZM113 144V143H112ZM121 144V143H120ZM142 144V143H141ZM28 144H26V146H27ZM95 145V144H94ZM126 145V144H125ZM5 146H7L8 148H4ZM20 146V145H19ZM85 146H87L86 144H85ZM100 146V145H99ZM115 146H113V147H115ZM124 146V145H123ZM106 147V146H105ZM108 147V146H107ZM16 147H14L13 149H15ZM22 148V147H21ZM28 148V147H27ZM99 148V147H98ZM119 148H120V146H119ZM129 148V147H128ZM11 149V150H10ZM30 149V148H29ZM79 149H81L80 147H79ZM100 149V148H99ZM104 149V148H103ZM106 149V148H105ZM15 150H17V149H15ZM23 150V149H22ZM21 150V151H22ZM83 150V149H82ZM81 150V151H82ZM86 150L88 151V148H86ZM101 150V149H100ZM19 151V150H18ZM74 151H76L75 153H74ZM109 151V150H108ZM135 151V150H134ZM13 152V151H12ZM97 152V151H96ZM121 152V151H120ZM20 153V152H19ZM122 153V152H121ZM129 153V152H128ZM22 154V153H21ZM31 154V155H30ZM107 154L108 155H110L108 152H107ZM4 155V154H3ZM2 155V156H3ZM4 155V156H5ZM13 155H15L14 153H13ZM17 155V154H16ZM20 155V154H19ZM107 155V156H108ZM1 156V157H2ZM103 156V155H102ZM106 156V158H109V157H107ZM112 156V155H111ZM20 157V156H19ZM134 157H135V155H134ZM16 158V157H15ZM23 158V157H22ZM73 158H76L75 160L73 159ZM114 158V157H113ZM126 158V157H125ZM17 159V158H16ZM15 159V160H16ZM73 159V160H72ZM82 159V160H84V161H80V160ZM100 159H102V158H100ZM115 159V158H114ZM137 159V158H136ZM7 160H5V161H7ZM14 160V159H13ZM14 160V161H15ZM76 160H79V161H76ZM96 160V159H95ZM116 160V159H115ZM142 159H140L139 161H141ZM11 161V160H10ZM18 161H20V159H18ZM102 161V160H101ZM100 160H99V162H101ZM106 161H108L107 159H106ZM130 161V160H129ZM135 161V160H134ZM1 163H2V161H0ZM81 162H83V163H81ZM98 162V161H97ZM10 163V162H9ZM11 163H12V161H11ZM16 163H17V161H16ZM15 162H14V166H15V164H16ZM27 163V162H26ZM81 163V164H80ZM104 163V162H103ZM106 163V162H105ZM8 164V163H7ZM7 164H5V165H7ZM40 164V165H39ZM134 164V163H133ZM3 166H4V164H2ZM35 165H39L38 166V168L39 169H37V168H35ZM77 165H81L79 168H77L76 169V167H77ZM99 165V164H98ZM8 166H9V164H8ZM13 166V167H14ZM36 166V167H37ZM97 166V165H96ZM105 166V165H104ZM132 166V165H131ZM21 167V166H20ZM94 167V166H93ZM101 167H103V164H102V166ZM100 167V168H101ZM109 167V166H108ZM6 168V167H5ZM10 168H12V167H10ZM72 168V171H70V169ZM81 168V169H80ZM98 168V167H97ZM105 168V167H104ZM103 168V169H104ZM80 169V170H79ZM93 169V168H92ZM95 169V168H94ZM129 169H132V168H129ZM4 170H6V169H4ZM12 170V169H11ZM74 170V171H73ZM96 170V169H95ZM97 170H99V169H97ZM111 170V169H110ZM10 171V170H9ZM25 171V170H24ZM57 171V170H56ZM59 171V170H58ZM60 171V172H61ZM2 172V171H1ZM26 172V171H25ZM50 172V173H51ZM55 172V171H54ZM60 172H58V173H60ZM86 172V171H85ZM92 172H94V171H92ZM106 172V171H105ZM119 172V171H118ZM124 172V171H123ZM142 172V171H141ZM6 173V172H5ZM12 173H13V171H12ZM11 173V174H12ZM43 173V172H42ZM45 173V174H46ZM88 173V172H87ZM101 173V172H100ZM121 173V172H120ZM135 173V172H134ZM1 174V173H0ZM40 174V173H39ZM44 174V175H45ZM67 174V173H66ZM68 174V175H69ZM89 174H91V173H89ZM1 175H3V173L1 174ZM0 175V176H1ZM7 175V174H6ZM9 176H10V174H8ZM8 175H7V177H8ZM15 174H13V176H14ZM41 175H43V174H41ZM47 175V174H46ZM62 175V174H61ZM67 175V176H68ZM87 175V174H86ZM93 174H91V176H92ZM120 175V174H119ZM13 176H10L11 177V179L10 180H12V177ZM25 176V175H24ZM66 175L64 174V176L63 177H65ZM88 176V175H87ZM90 176V175H89ZM94 176V175H93ZM92 176V177H93ZM96 176V175H95ZM98 176V175H97ZM111 176V175H110ZM126 176V175H125ZM6 177V178H7ZM15 177V176H14ZM36 177V176H35ZM41 177V176H40ZM43 177V176H42ZM60 177H62V176H60ZM62 177V178H63ZM84 177V176H83ZM86 177V176H85ZM92 177L90 178L89 177V180L91 179L92 180ZM124 177V176H123ZM3 178H4V175H3ZM37 178H39V177H37ZM62 178H60V179H62ZM66 178H68V177H66ZM66 178H64V179H66ZM117 178H118V176H117ZM14 179V178H13ZM30 179H32V178H28V177H25V178H23L21 181H20V183H22L21 184V187H20V189H21V192L23 191L22 189H27V187L28 186H31V184L34 182H36V179H35V181H33L32 182V180L30 181ZM42 179V178H41ZM50 179H53L52 178V176H51V178ZM56 178H54L53 179V181L55 180ZM81 179V178H80ZM88 179V178H87ZM108 179V178H107ZM106 179V180H107ZM15 180H16V177H15ZM14 180V181H15ZM19 180V179H18ZM17 180V181H18ZM43 180V179H42ZM84 180H86V179H84ZM93 180H94V178H93ZM113 180H115V179H113V177H112V181ZM131 180V179H130ZM136 180H137V178H136ZM51 181V180H50ZM60 183H61V181L60 180H58ZM67 181V182H68ZM95 181V180H94ZM108 181H109V179H108ZM126 181V180H125ZM3 182H4V180H3ZM12 182V181H11ZM43 182V181H42ZM49 182V181H48ZM56 182H57V180H56ZM66 182V183H67ZM82 182V181H81ZM84 182H86V181H84ZM89 182V181H88ZM104 182V181H103ZM7 183V182H6ZM52 182H50V184H51ZM109 183V182H108ZM113 183V182H112ZM9 184V183H8ZM49 184V185H50ZM53 184V183H52ZM64 184H65V181H64ZM64 184H61V186L62 185H64ZM68 184H66V185H68ZM83 184H86V183H83ZM90 184H91V182H90ZM99 184H101V183H99ZM99 184H96V185H99ZM104 184H105V182H104ZM103 184V185H104ZM111 184V183H110ZM124 184V183H123ZM1 185V184H0ZM36 185V184H35ZM57 185V184H56ZM68 185V186H69ZM77 185H79V184H77ZM76 185V186H77ZM88 185V184H87ZM102 185V184H101ZM141 185V184H140ZM5 186H6V184H5ZM9 186V185H8ZM12 186V185H11ZM10 186V187H11ZM43 186V185H42ZM55 186V185H54ZM60 185H57V187H58V189H60V187H61ZM74 186V185H73ZM116 186V185H115ZM7 187V186H6ZM32 187H35V186H32ZM31 187V188H32ZM41 187V186H40ZM40 187H38V188H40ZM64 187H65V185H64ZM75 187V186H74ZM78 187V186H77ZM77 187L75 188V189H77ZM93 187H94V185H93ZM109 187V186H108ZM124 187V186H123ZM133 187V186H132ZM16 188V187H15ZM30 188V187H29ZM72 188V187H71ZM85 188V187H84ZM83 187H82V189H84ZM103 188V187H102ZM1 189V188H0ZM4 189V188H3ZM33 189V188H32ZM35 189V188H34ZM70 189V188H69ZM79 189V188H78ZM108 189V188H107ZM14 190V189H13ZM31 190V189H30ZM54 190H57V188L56 189H54ZM62 192L60 193L59 191V193H60V195H59V193H58V198H60L61 197V199L63 200H67V203H66V207H68V210L69 209H71L72 211V214L71 215H73V217H76L77 215H81L82 214V212H80V210H78L77 209V207L75 206V205H73V204H75L74 202H75V196H77V195H79V194H75V192L77 191V190H73V189H70L69 191H68V195H65V193L63 192V190L62 189H60ZM103 190H105V189H103ZM14 191H17V190H14ZM23 192H26V191H23ZM32 192V191H31ZM77 192H79L80 193V191H77ZM30 193V192H29ZM56 193H57V191H56ZM19 194H20V192H19ZM22 195H24L23 193H22ZM26 195H28V193L26 194ZM11 198V197H10ZM77 198V197H76ZM27 200V199H26ZM8 201H11V200H8ZM126 202H124L123 204H125ZM9 204H10V202H9ZM12 206V205H11ZM126 206V205H125ZM4 207V206H3ZM128 207V206H127ZM9 209V208H8ZM11 209H12V207H11ZM11 209H9V210H11ZM1 210V209H0ZM131 212V211H130ZM10 213H12V212H10ZM112 214H114L115 213V211L113 210L112 212H111ZM127 213V212H126ZM12 215V214H11ZM93 215V214H92ZM130 215V214H129ZM66 216V215H65ZM69 216V215H68ZM67 216V218H69ZM124 216V215H123ZM125 217V216H124ZM93 218V217H92ZM127 218V217H126ZM98 219V218H97ZM93 220V219H92ZM122 220H123V217H122ZM126 220V219H125ZM127 221V220H126ZM124 223H126V222H124ZM98 224H100L101 225V223H98ZM122 224H123V221H122ZM122 224H120V226L122 225ZM124 225V224H123ZM99 229V228H98ZM102 229V228H101ZM4 230V229H3ZM104 230V229H103ZM102 230V231H103ZM101 230H99V232H100ZM101 231V232H102ZM100 232V233H101ZM99 233V234H100ZM102 233H104V231L102 232ZM98 234V233H97ZM98 236V235H97ZM2 238H3V236H2ZM2 238H0V239H2ZM95 238V237H94ZM102 238V237H101ZM100 238V239H101ZM93 239V238H92ZM91 239V240H92ZM99 239V238H98ZM97 239V240H98ZM96 240V239H95ZM14 244V243H13ZM3 245V244H2ZM8 245V244H7ZM5 246V245H4ZM10 246V245H9ZM1 247V246H0ZM6 248H9L8 246L6 247ZM0 250H1V248H0ZM91 250H93V249H91ZM96 251V250H95ZM90 252H92V251H90ZM219 252V251H218ZM1 253V252H0ZM5 253V252H4ZM213 253V252H212ZM3 254V253H2ZM5 255V254H4ZM8 255V254H7ZM201 255V254H200ZM214 255V254H213ZM212 255V256H213ZM2 256V255H1ZM94 256H97V255H94ZM92 257V256H91ZM108 257V256H107ZM114 257V256H113ZM3 258H5V257H3ZM2 257H1V259H3ZM109 258V257H108ZM209 258H212V257H209ZM208 257H207V259H209ZM111 259H112V257H111ZM214 259V258H213ZM94 260V259H93ZM206 260V259H205ZM95 261V260H94ZM94 261H92V263L90 262V264H93L94 263ZM209 261V260H208ZM1 262H2V260H1ZM88 262H89V260H88ZM114 262V261H113ZM205 262V261H204ZM210 264V263H209Z\"/></svg>","mask_w":264,"mask_h":264}]
</instances>
